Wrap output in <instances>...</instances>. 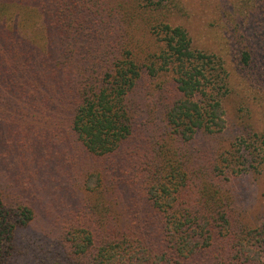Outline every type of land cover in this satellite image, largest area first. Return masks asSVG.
<instances>
[{"label": "trees", "instance_id": "16d2710c", "mask_svg": "<svg viewBox=\"0 0 264 264\" xmlns=\"http://www.w3.org/2000/svg\"><path fill=\"white\" fill-rule=\"evenodd\" d=\"M164 2L0 0V106L8 109L0 108V127L12 126L13 113L38 116L41 90L60 87L71 115L66 132L90 154L109 157L139 128L132 104L158 97L162 107V142L145 154L152 217L130 218L123 231L76 222L59 233L62 251L37 264H264V211L260 226L232 227L236 193L224 184L260 174L264 133H242L210 149L209 138L225 130L223 100L236 75L222 56L196 48L187 30L158 16ZM240 56L244 77H264L247 71L264 68V58L250 46ZM165 88L173 96L164 101ZM98 185L97 174L86 179V190ZM262 202L264 209V195ZM32 219L30 206L5 204L0 192V264H9L15 231ZM151 219L150 239L143 225Z\"/></svg>", "mask_w": 264, "mask_h": 264}, {"label": "rangeland", "instance_id": "374dc122", "mask_svg": "<svg viewBox=\"0 0 264 264\" xmlns=\"http://www.w3.org/2000/svg\"><path fill=\"white\" fill-rule=\"evenodd\" d=\"M162 6L158 14L162 20L171 26H182L193 46L222 56L227 61L225 66L236 75L232 92L223 100L225 130L209 138L215 144L210 149H223L242 133H264V77L250 81L240 69V55L245 47H251L254 57L264 58V0H165ZM247 71L252 73L251 77H260L264 68L252 71L250 67ZM9 72L7 75L13 77L14 71ZM51 88L42 89L37 97L38 116L30 114L21 120L22 115L13 113L12 126L0 127L3 200L8 205H28L33 212V219L14 233L9 264H37V259L58 254L63 249L59 233L64 236L76 222L99 230V224H104L109 231H116L126 228L130 218L147 213L152 217L144 195L149 164L145 154H150L154 141H160L156 142V149L162 142L158 134L162 107L155 103L158 97L151 100L150 92L151 101L132 104L131 116L136 122L134 126L139 128L121 150L106 157L90 154L66 132L71 115L66 104L62 106L63 89ZM167 91L165 88L161 92L164 101L173 96ZM51 95L53 100L48 99ZM54 103L59 105L54 107ZM0 108L8 110L4 104ZM91 174L99 176L100 185L88 191L85 182ZM224 184L236 193L232 227L260 226L264 164L260 174L231 179L230 184L227 180ZM152 220L143 225L150 239L155 229ZM184 264L206 262L195 259Z\"/></svg>", "mask_w": 264, "mask_h": 264}]
</instances>
